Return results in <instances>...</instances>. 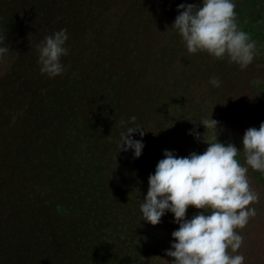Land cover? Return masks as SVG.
Returning a JSON list of instances; mask_svg holds the SVG:
<instances>
[{
    "label": "rangeland",
    "instance_id": "1",
    "mask_svg": "<svg viewBox=\"0 0 264 264\" xmlns=\"http://www.w3.org/2000/svg\"><path fill=\"white\" fill-rule=\"evenodd\" d=\"M85 2L90 26L77 37L67 33L65 70L49 78L40 72L36 45L74 17L56 13L54 0H0V24L20 17L32 23L37 15L41 20L30 29L24 21L0 27L6 36L0 46L9 48L0 59V264H118L120 253L128 263L127 246L118 248V229L131 222L128 228L144 224L143 237L154 250L141 264H165L178 224L166 212L153 226L140 211L163 152L202 154L208 145L189 133H204L199 122L207 118L219 122L218 142L237 148L246 129L264 122V42L256 41L254 60L241 70L227 58L189 54L170 28L179 4L199 0ZM214 77L218 88L209 83ZM133 126L145 131L132 135L144 144L135 159L131 149L118 153L121 134ZM60 129L70 136L59 148L62 166L78 171L65 185L77 191L66 199L55 196L54 170L41 164L44 139ZM237 158L244 163L242 149ZM248 178L259 200L250 205L256 215L238 230L244 239L236 254L244 264H264V173L249 169ZM77 208L78 217L68 218ZM198 211L189 207L186 218Z\"/></svg>",
    "mask_w": 264,
    "mask_h": 264
},
{
    "label": "clouds",
    "instance_id": "2",
    "mask_svg": "<svg viewBox=\"0 0 264 264\" xmlns=\"http://www.w3.org/2000/svg\"><path fill=\"white\" fill-rule=\"evenodd\" d=\"M235 9L234 0L181 3L170 28L178 33L189 54L227 58L243 70L254 60L256 41L239 27ZM67 40V29H60L36 45L41 74L53 78L64 72L61 58L69 53ZM5 41L6 36L0 35V44ZM8 52V47L0 46V59ZM209 83L220 87L218 77ZM135 120L133 116L130 122ZM125 123L120 121L121 126ZM199 124L209 132L208 138H204L205 131L199 133L195 128L189 134L207 144L206 150L184 157L163 152L164 158L148 177L147 194L140 204L141 220L155 226L166 212L173 214L178 228L171 233L175 242L165 252L171 258L165 264H244V256L236 254L244 239L238 230L256 215L250 205L258 202L259 195L251 187L248 172L264 173V122L259 128L245 130L240 148L218 142V121L207 118ZM135 133L145 135L139 126L127 127L120 136L118 153L131 149L134 159L140 157L144 144L132 138ZM241 149L243 164L237 158ZM189 207L199 211L186 218Z\"/></svg>",
    "mask_w": 264,
    "mask_h": 264
},
{
    "label": "trees",
    "instance_id": "3",
    "mask_svg": "<svg viewBox=\"0 0 264 264\" xmlns=\"http://www.w3.org/2000/svg\"><path fill=\"white\" fill-rule=\"evenodd\" d=\"M63 1L65 2L62 3ZM85 1L86 0H54V4H55L54 9H56V13H60L61 16L70 13V16L74 17L73 20L69 22L68 27L66 29H67L68 34H71L72 36H75V37H77L78 33L83 28L90 26V24L88 23L91 20L92 16L90 14L92 13L88 10V4H86ZM234 2L236 4L235 11L237 13V21H238V24L241 30L249 33L252 40H255L257 42H264V0H234ZM256 3H258V13L255 12ZM24 11L26 12L27 10L25 9ZM37 16L32 17V23L30 19L21 18V17L16 20L14 19L15 21L13 23L24 21L25 27L30 29L28 25H32L34 22L41 21L39 20ZM12 20L13 19H11L7 24H5L6 26L3 24H0V27H3L5 30H7V28H9L10 24L12 23ZM6 21L8 20L6 19ZM1 32H2V29H1ZM115 37H116V41L118 42V36L116 35ZM108 53H110L109 50L107 51V54ZM115 58L114 59L116 63L117 62L116 60L118 59V50H117V53L115 54ZM104 60L106 62L105 64L110 62V58L104 59ZM63 88L67 90L66 86ZM74 96L76 95L74 94ZM61 130L62 129H60L59 132L53 131L48 136L47 138L48 140L45 141L44 139V143L42 146L44 152L41 154V157H42L41 164L42 165L46 164L48 168H50L51 170H54L53 171L54 175L58 181L57 192H54L55 196L57 195L58 198L63 197L66 199L67 195L72 194L73 192L76 193L77 191L76 185L74 186L68 185L69 187L65 185L73 181V178H75L74 173H78V171L77 170L75 171L74 168L68 169V165L62 166L63 165L62 161H64V155H63V152L61 151L62 149H59V148L62 147L64 149L67 146L68 142H70V136L65 132L66 130H62V131ZM70 162L71 161L67 159V163L69 164ZM46 165H43V166H46ZM54 165H57L58 167ZM47 172H49V170ZM71 173L72 175H70ZM85 198H86V202L91 200V197L89 196L88 197L85 196ZM63 211L67 212L68 210H62L61 212L63 213ZM79 213H81L79 208H77L76 210H73V209L69 210L67 212V214L69 215L68 218H76L78 217L76 215H78ZM130 224L132 225V222L129 224H125L124 226H119V229H118V246L119 247L118 248H121V245L127 246L128 249L126 250V252H127L128 257L132 258V261L129 260L130 262L126 263V262H123L122 260H119L122 257V254L120 253L118 257L119 258L118 264H121L120 261L122 262V264H141L143 262L142 258L145 259L148 256V254H152V252L154 251L151 248L150 246L151 244L149 243V241H146L147 238L143 237L142 233L145 231V228H143L144 224H141L140 228L139 226H137L136 228H132V227L128 228V225ZM50 232L51 230L48 231V234ZM39 233H41L42 239L47 238L45 231L39 230ZM67 255L68 254H65L64 256L66 257ZM124 256L126 255H123V257ZM55 264H56V260H55Z\"/></svg>",
    "mask_w": 264,
    "mask_h": 264
}]
</instances>
